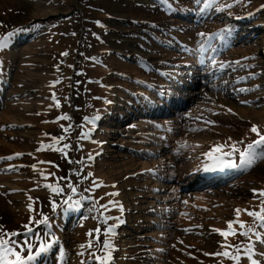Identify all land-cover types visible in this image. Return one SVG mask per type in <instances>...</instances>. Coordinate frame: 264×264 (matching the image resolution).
<instances>
[{"label":"rangeland","instance_id":"1","mask_svg":"<svg viewBox=\"0 0 264 264\" xmlns=\"http://www.w3.org/2000/svg\"><path fill=\"white\" fill-rule=\"evenodd\" d=\"M181 1L168 0V4L177 5ZM39 2L41 4L37 6ZM159 4L161 3H156L154 0H0V22L1 25L2 23H6L0 29V37L11 29V25L19 22L38 20L40 17L46 18L45 22L51 21L49 23L51 30L48 29L47 32L54 31L55 33H53L57 37L56 41L51 37L46 39L28 38L23 45L10 53L11 64L13 65V78L9 92L12 98L9 100L10 102H7L4 109L8 113L13 109L15 110L14 113L24 114L23 118L18 117V120H22L23 124L32 125V127L15 128L12 130V133H14L12 139L10 136L4 135H0V139L14 144L16 149L23 152L24 155L18 159L26 165L22 172L24 179L26 178L29 162L32 160L30 153L37 152L38 144L41 140L39 135H42L47 145H54V148L51 149V154H45L41 158L49 161L54 160V158L61 159L63 165L68 168L69 160L75 155L78 171V176L75 179L81 184L82 188H96V184H103L107 180V177L104 178L99 175V172L103 171L101 166L100 169L96 167L99 165V162L94 167H86L89 156L93 155L91 152L95 148L89 149L87 145V134L93 129H91L88 122H83L82 119L94 110L90 111V107L94 99L101 94L98 86L105 84L108 87V91L112 89V92L105 94V97L116 104L119 101L118 99L116 100V93L121 96L124 95L120 88L127 86L130 90V88L134 87L132 76H130V79L119 77V75H124V73L127 75L131 72H137L134 67L135 65L129 64L131 62H125L124 53H137L139 48L133 40L135 35L132 33V30L137 28L131 22V29L124 30L122 26H125L126 22L123 21L127 20L128 23L129 21L143 22L151 20L156 23L164 22L167 24L171 20L163 15ZM216 4L219 5V8L222 7L223 11L219 10L218 13H214L207 22L201 23L199 27L197 26L199 23L194 24L196 25L195 27H191V29L186 30L183 34L182 30L178 32L173 30L170 36H174L172 38H174L175 44L178 46L176 37L181 42L187 43L196 36L198 38L202 37L201 33L205 35L217 29H222V27L224 28L228 24H232V20L236 17L248 16V19L257 17L255 20H251L252 25L249 26L257 30L253 37V42L244 47H234L229 53L223 55L228 61L235 60V57L247 60L242 62L241 67L238 66V71L235 73L237 79L240 77H245L246 79L240 83L229 85L230 81L226 82V79H229V77H226V79L224 77L219 85L216 84V87L202 92L196 98L191 105L192 110H190L194 112L195 116L188 117V114L186 115L185 122L182 119L177 122L178 127L176 131L180 135V138H178L184 141L185 146L182 143H176L177 147L172 153L170 160L178 158L177 161H179L185 158L184 155L190 154L189 152L185 153V151H190L189 147L191 146H198L194 152H198V150L200 152L204 150L209 152L212 150V145L217 144L220 140L232 145L235 143L232 137L239 138L244 136L236 132L242 131L246 133L244 140L252 143L258 139L256 134L251 131L253 126H256L261 134L264 133V89L258 90V87H261L260 84L264 85V77L258 76L255 79V74L257 75L256 71H260L261 67L254 68L250 65L253 62L264 60V10L257 12L261 7H264V0H216ZM8 9L14 10L10 13ZM53 10L57 14L49 16ZM5 12L8 13L6 17L3 15ZM40 13H43L44 16ZM159 13L160 15H158ZM117 18L119 19L118 21L116 20ZM102 23L105 28H98ZM166 24L164 25V29H166L164 32L170 28ZM176 24H179L182 28L186 27L183 26L186 23ZM186 33V36H182ZM100 34L102 35L101 39L97 36ZM105 36H114V39L108 41L104 38ZM164 39L168 42L170 41L167 35H164ZM172 46V50H174V44ZM164 48L167 47L164 46ZM165 50L163 49V51ZM139 51L143 52L140 48ZM61 53H64V55L72 54L68 63L70 67L64 70L66 71L64 83L58 87L56 86L54 88L56 94L52 95L54 90H50L56 79L55 68L62 56ZM28 58L36 65L35 68L28 69L23 67V63H27ZM100 62L103 63V67ZM105 63H110L109 69H107V64ZM75 64H78V69L75 70L77 75L73 72L74 69L72 68ZM113 87H116V89L114 90ZM60 88L62 90L59 91ZM242 89L244 90V94H242L243 99L239 97L238 93L239 91H243ZM59 95L63 101L61 111L54 110L51 116L46 117L44 112L47 107L48 98L58 99ZM98 104L101 105L102 103ZM27 107L32 111L23 112L22 110ZM79 108L81 109L80 111ZM114 108L116 112L120 111L116 105ZM209 109L213 111H209ZM102 110L100 109L99 112H102ZM205 110L208 111L205 116L213 120L215 131L213 133L205 131L206 135L204 137L207 138L209 136V138L204 144L195 135L200 134L199 130L201 128H212L201 115ZM115 111L113 110V113ZM226 112L228 113L225 114ZM33 113L34 116L38 114L40 116L28 117L26 115ZM62 117H68L69 121H66L68 119H62ZM46 119L50 121L61 119V121H59L60 123L53 124L50 128L46 127L47 125L43 123ZM110 120L112 119L109 115L108 121ZM105 121L107 123V119ZM224 122L237 124L234 129L235 131L232 129V124L231 127H223L222 125H225ZM4 123L1 122L0 125ZM108 126L105 129H109L110 126L112 128L104 136L108 142L105 150L110 148L113 142L117 143L124 139L117 133V129L113 128L122 126V123H116V125L112 123ZM3 128L4 133H10L6 130V127H0V134H2ZM217 132L219 133L218 136H214ZM100 135L103 134L100 133ZM135 135L137 134L130 132L125 140L131 141L130 136ZM72 143L76 146V150L74 151H72L74 147L72 149L68 148ZM201 144L204 145L201 146ZM136 148L138 150L139 146ZM5 152L8 151H4L3 153ZM118 154L121 153L119 151L112 152L105 158L102 156L99 160L104 158L102 160L103 163H109V167L117 171L118 166L115 164L119 163ZM132 157L143 159L144 154ZM37 161L40 160L37 159ZM261 163L264 165V160L256 161L249 171L235 180L238 183L237 185H233L230 188L234 183H229L226 187L218 190L220 195H216V193L209 194L203 200H197L202 196L194 197L189 203L183 204V207H186V205L190 206L187 209L189 212L186 214L181 212L179 222L177 223L178 228L175 236L172 237L174 239L170 240L172 241L171 248L167 249L168 252L165 256L164 264H205L209 258L213 263L216 258L214 257L215 255L210 254L217 253L223 248L219 241L212 236L213 233L220 234L221 232H226L229 223L236 221L237 217L238 219L249 217L248 214H244V211L264 214L262 213V209H264V197L254 195V190L256 193L264 190V166H260ZM84 171H89L91 176L89 178V175L84 176ZM104 172L107 171L105 170ZM18 184L26 187L30 183L22 181ZM102 188L105 189V187ZM128 190V184L123 183L118 188L120 197L128 199L130 194ZM109 192H112L111 187ZM234 193H237V196ZM99 196L102 199L109 197L110 194L103 192ZM22 201L23 195L21 194L6 195L4 197L0 191L1 236H5L8 231L13 232L23 229V225L20 222V214L14 213L11 206V203L22 206ZM121 201L125 202L124 200ZM224 201L227 205H237V209L233 210L229 207H223L221 204ZM48 203V200H42L43 211ZM100 204L102 203L100 202ZM47 210H51V207H47ZM237 210H239V214ZM224 221L225 224H223ZM231 236H227L229 242ZM76 237L79 240L84 239L81 234L76 235ZM220 237L225 238L221 234ZM67 243L69 248H72L76 244L73 238ZM80 244L81 242L74 249L73 255H75ZM207 251L212 252L207 254ZM178 255L183 256L185 259H180ZM220 263L218 262V264ZM124 264L127 263L124 262Z\"/></svg>","mask_w":264,"mask_h":264},{"label":"bare ground","instance_id":"2","mask_svg":"<svg viewBox=\"0 0 264 264\" xmlns=\"http://www.w3.org/2000/svg\"><path fill=\"white\" fill-rule=\"evenodd\" d=\"M41 3L39 2L38 4H37V6H39ZM4 10H6V9H4ZM40 14H42L43 16H44V14L43 13H40ZM50 16H52V15H56V12H54V10H53V12H51L50 14H49ZM175 22H178V21H175ZM174 22V23H175ZM255 33V32H254ZM256 34V33H255ZM30 62H32L33 63V61L30 59L29 60ZM262 64V62H255L254 64H251V65H254L255 67H258V64ZM105 64H107V69H109V67H110V63H105ZM21 68V67H20ZM258 73H263V72H261V71H259ZM3 76H4V72L2 71V75H0V88L2 87V85H3ZM138 82L139 83H141V80H138ZM98 89H99V91H101V94H99L98 96L100 97V98H103V97H105V94H110L112 91L110 90V91H108V87L105 85V84H102L101 86H98ZM142 92H145V90H139V94H141ZM191 95V94H190ZM102 100V99H101ZM130 104H132V105H130ZM106 105H107V108H106V113H103V114H106V115H110V114H112L113 113V109L112 108H110V106H114V103H109V102H107L106 103ZM135 106H137V103H134V102H132V101H127V103H126V107H125V111L124 110H122V111H120V112H122V114H120L121 116L120 117H122V118H124L125 120H128L130 117H133L134 116V114H136L137 113V110L135 109L134 110V107ZM93 108V107H92ZM12 111L11 112H9L8 113V111L7 110H3L2 111V113H1V115H0V120H2V122H7V123H12V122H21V123H23V121L22 120H18V117H21V118H23V116H24V114H19V113H14V111L15 110H13V109H11ZM26 110H27V112H29V111H32L30 108H26ZM219 111H220V109H218ZM147 111H148V109H147ZM132 113H134V114H132ZM228 112H226L225 114H227ZM194 115V112H191L190 111V113H189V115H188V117H190V116H193ZM201 115H202V117H203V119L204 120H206L207 121V123L209 124V126H211L212 128H201L200 130H199V132H200V134H197V135H195V137L196 138H199V139H201V141L203 142V141H206L208 138H209V136L207 137V138H205L204 136L206 135V133H205V131H209L210 133H213L214 131H215V128H213L214 127V124H213V120L212 119H210V118H208V117H206L205 115H206V110L204 111V112H202L201 113ZM195 116V115H194ZM20 118V119H21ZM135 119L133 118V119H131V120H128L127 121V124L126 125H124V126H126V129L127 130H129V129H136V126H137V123H136V121H134ZM138 121H140V120H138ZM146 121H147V119H142L141 120V124H140V126H147L148 125V123H146ZM170 121L171 120H169L168 118H164L163 119V121H162V124H167V125H169V123H170ZM225 123V122H224ZM232 124V123H231ZM231 124L230 123H225V125H222L223 127H231ZM123 126V127H124ZM170 126V125H169ZM235 126H237V124H232V129H233V131H235L234 129H235ZM48 127H52V125H49ZM102 131H110V130H102ZM237 134H243L244 136L242 137V139L246 136V133H244V132H236ZM218 132L214 135V136H218ZM148 139H150V137H147ZM233 139H234V141H242L241 139H239L238 137H232ZM238 138V139H237ZM102 140H104V138H100V139H98V140H96L97 142H100V141H102ZM227 140V139H226ZM93 141V143H94V141L95 140H92ZM0 143H1V147H0V156H4L5 154H12V155H18V152H20V150H18V149H16V147H15V145L14 144H12V143H10V142H8V141H6V140H2V139H0ZM102 143V142H101ZM180 143H182L183 144V146H185L184 145V141L182 140V139H180ZM205 144V143H204ZM204 144H201V146H203ZM89 147V146H88ZM91 148L92 147H94V148H98L99 150H100V148H104V144H98V146H90ZM4 151H8V152H5V153H3ZM112 152H114L113 150H110V153H112ZM118 157H120L121 159H120V161H119V163L118 164H115V165H117L118 167V170L116 171V170H112L110 167H109V163H102V165H101V169L103 170L102 172H99V175L100 176H102V177H108V178H111V180H112V182L113 183H116V182H119L120 181V177L122 176V173H124V172H126V174H125V176L126 175H130L132 172L134 173V171L135 172H137V171H139V172H143L144 170H146V169H148V170H150V169H152V171H154L156 168H157V166H155V163L154 162H152V163H150V165H152L151 167L149 166V164H147V163H145V165L143 164V163H139V162H134V160L133 159H130V160H127V161H124L125 159L123 158L124 157V155H121V154H118L117 155ZM263 165V163H261L260 164V166H262ZM264 166V165H263ZM18 167H22V166H20V165H18V166H14V168H15V173L14 174H12L13 175V177H12V179H14L15 177H16V179H20L21 178V171H20V168H18ZM97 169H100V166H98L97 167ZM107 171V172H104V171ZM124 176V177H125ZM124 177L122 178V180H121V182L122 183H127V182H129V180H126V181H124ZM10 177H4V176H0V188H7L8 190H16V191H18L19 190V188H14V187H11L12 186V184L10 183ZM131 182H133V181H131ZM28 186H30V184L28 185ZM28 186H26V187H28ZM4 191H6V190H4ZM100 192L101 191V188H99V190H96V192ZM107 191H109V190H107ZM30 194L31 195H29L28 197H27V199H25V202L23 203V206H15L14 208H13V212L14 213H19L20 215H21V217H20V221L21 220H23L24 218H25V216H27L28 215V218L30 217V215H29V213H28V211L27 210H29V208H30V201H31V199H34V194H35V191H32V192H30ZM233 205V204H232ZM36 209V208H35ZM31 213L32 214H34L35 213V210L34 211H31ZM83 215V214H82ZM82 215H81V217H82ZM87 216V215H86ZM84 218H86V217H84ZM88 219H87V222H84V223H82V224H79V225H77L76 227H75V229H74V231L72 232L73 233V235H85L86 234V231H85V229H86V227H88V226H90V224H91V221H92V216H88L87 217ZM247 220H249V218L248 217H243V219H242V223H245V222H247ZM143 223H145V225L144 226H142L143 228H146V226H147V222L146 221H142ZM51 225H52V227H56V226H58V223L57 222H51ZM139 227H140V225H139ZM246 232V231H245ZM216 235V234H215ZM118 235H116V237H117ZM66 239V238H65ZM211 239H213V237H211ZM80 242H82V241H84V239L83 240H79ZM238 241V240H237ZM141 246H142V244H141ZM75 247H77V246H75ZM230 247H231V249L233 250V251H236V250H238L239 249V245L238 244H236V243H231L230 244ZM126 252H128L127 254L128 255H131V251H126ZM127 254H125L126 256H127ZM122 257H124V254H123V256ZM130 256H128V258H129ZM178 257L180 258V259H185L183 256H180V255H178ZM134 259H136V263H134V264H147L148 263V261L147 260H144V259H142V258H134ZM198 259H200V258H198ZM197 259V260H198ZM138 262V263H137ZM119 264H124L123 262H119ZM172 264H175V263H172Z\"/></svg>","mask_w":264,"mask_h":264},{"label":"snow or ice","instance_id":"3","mask_svg":"<svg viewBox=\"0 0 264 264\" xmlns=\"http://www.w3.org/2000/svg\"><path fill=\"white\" fill-rule=\"evenodd\" d=\"M161 4H166L169 8H171V5L168 4V0H159ZM197 3H200V0H196ZM216 2V0H206L204 4V8L201 9V11H204V9L212 7V5ZM13 34L10 33L9 36H4L0 37V50L7 48L8 43H9V38ZM201 36L204 34L201 33ZM215 39H225L224 34L220 33L214 36L208 37L206 43L208 45V48H211V41ZM201 52L207 51V49L202 45L201 46ZM214 50V49H213ZM221 67H224V65H221ZM58 106V105H57ZM62 119H68V117H62ZM95 119H99V117H96ZM251 131L256 134L258 137L257 140L253 141L250 144H247L244 148V150H240L239 148L236 147L235 144L232 145V151L228 153H224V156L229 157V159H224L223 156H214V153L217 152H222L221 147H215L212 149L211 152H209L207 155L210 159H213L216 162V166L219 167L221 170H224L225 168L227 169H242V168H250L256 161L258 160H264V134H261V132L258 130L256 126H253L251 128ZM242 143V142H241ZM60 150V149H57ZM239 154V163L236 162L234 159L235 154ZM207 170V169H206ZM48 187L51 189L52 192L59 194L61 192V189L58 187H52L51 185H48ZM68 187L71 189L73 194H76V188L73 187L71 183L68 184ZM87 191V189H86ZM111 195H118V193L111 194ZM254 195H259L261 197H264V190L260 191L259 193H256L254 190ZM72 197L69 196L68 200H71ZM68 200H65L64 203L68 204ZM98 203V201L96 202ZM53 211H56L57 205L53 203ZM80 207V202L79 201H74L72 204H68V209H65V211L72 209H78ZM104 210H108L107 205L101 206ZM121 211H123V208H120ZM91 211V209H90ZM237 213L239 214V210H237ZM262 213H264V209H262ZM103 213H101L102 215ZM249 216H252L258 220L261 221L260 227L264 228V214L261 213H253V212H248L247 213ZM119 220V218H115ZM107 222V218H105V223ZM122 222V221H121ZM37 224H44L45 226H50L48 217H43L42 220L37 221ZM240 227L243 228L245 227L243 224H240ZM25 228L29 231L32 232L33 229L29 228L27 225H25ZM229 231L227 232H221L220 234L222 236H225L227 238L228 235H235V231L233 230V224L232 222L229 223L228 225ZM250 231V230H249ZM97 234H100V229H96ZM108 235H114V227H109L107 229ZM248 232H243L241 235H247ZM7 235V234H5ZM12 236L17 235V233H11ZM91 235V233H89ZM99 242V241H98ZM10 241L8 239H0V264H26V261H34L36 260L37 257H39L41 254L48 252L52 248V244H41L39 248L36 250L35 254L32 252V246L29 245L27 247V252L29 253L27 257L21 256L20 252L14 250L13 247H9ZM112 245L110 244L109 241H104L102 244V248H111ZM230 247V246H226ZM21 251H24V249H21ZM239 251V249L237 250ZM251 249H249V252ZM210 255H215V256H224L236 261H239V256H232L229 252L224 251V252H217L213 253ZM94 258L97 261V264H108V261L111 260V253L109 252L107 256H99L93 253ZM9 257H14V260H10ZM61 260H63V253H61ZM83 264V262H82ZM253 264L255 262L253 261Z\"/></svg>","mask_w":264,"mask_h":264}]
</instances>
